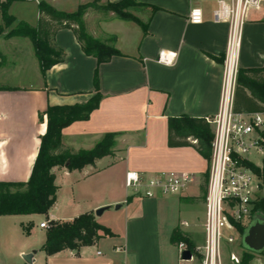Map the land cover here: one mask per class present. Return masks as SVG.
<instances>
[{"label":"crops","instance_id":"1","mask_svg":"<svg viewBox=\"0 0 264 264\" xmlns=\"http://www.w3.org/2000/svg\"><path fill=\"white\" fill-rule=\"evenodd\" d=\"M44 1L57 10L72 12V8L76 10L78 5L92 0ZM118 1L121 0H99L98 4ZM134 1L143 5L135 8L144 11L129 12L147 24L146 33L137 23L121 19L112 11L90 8L83 15L86 31L119 51L108 62L98 64L82 51L71 30L60 29L54 35V43L64 58L42 76L28 38L0 37V52L5 56V63L0 66V86L8 88L0 90V181L23 182L29 178L40 136L46 130L43 113L47 106L88 101L94 93L95 69L101 94L99 105L87 120L64 127L61 142L74 151L90 149L105 134H114L111 155L81 169L53 168L58 189L47 215H0V264H48L56 256H79L82 251L85 252L81 259L88 264H179L178 249L170 241L172 231L180 229L190 235L193 244H198L197 235L202 241L200 215H204L206 185L201 181L208 162L193 147L167 145V118L187 115L205 119L217 112L228 25L213 22V2L199 4L204 11L203 21L191 24L187 16L195 0ZM25 2L33 4L29 13L14 15L13 6ZM69 4L72 7L67 9ZM261 10H250L242 25L240 68H257L264 63ZM8 12L16 20L36 26L38 0L13 1ZM160 51L175 53L173 62H158ZM127 171L144 177L160 172H188L195 181L181 194L147 198L125 187ZM73 172L78 174L75 182L84 181V187L77 193L79 198L73 196L62 206L58 176ZM99 208L105 209L96 216L94 212ZM85 212L93 213L96 222L113 235L75 251L64 249L46 255L41 250L46 228L38 227L43 221L36 222L39 215H44L46 221L62 222ZM16 216L22 221L15 223ZM181 221L189 225L185 227ZM27 224L32 225L29 234L43 231L38 244L23 236L22 225ZM29 253L30 261L26 262L23 255ZM250 264H264V250L252 253Z\"/></svg>","mask_w":264,"mask_h":264},{"label":"trees","instance_id":"2","mask_svg":"<svg viewBox=\"0 0 264 264\" xmlns=\"http://www.w3.org/2000/svg\"><path fill=\"white\" fill-rule=\"evenodd\" d=\"M18 0H2L0 12L3 24L0 26V37H26L31 42L42 76L53 65L64 58L63 51L54 43V35L60 29L73 32L82 51L93 56L97 63L108 62L119 51L112 44L103 43L92 37L85 28L83 15L87 9L112 11L124 20L137 23L146 33L147 24L141 22L127 9L143 6L134 0H121L115 3L98 4L92 0L78 5L72 12H64L53 8L44 0H38V20L36 26H31L23 20H16L8 12L9 5ZM152 9H156L152 7ZM15 24L14 27L11 25ZM6 29H8L6 31ZM223 60V59H222ZM5 63V56L0 52V66ZM93 95L85 103L73 105L47 106L46 130L40 136L39 148L34 159L29 178L23 182L0 181V215L44 214L56 201L58 186L55 184L54 167L66 166L72 171L92 165L95 160L112 154L114 134H105L90 149L70 150L61 142V131L74 121L87 120L90 113L99 105V81L97 69L93 74ZM8 88L0 86V90ZM234 110L259 111L264 109V63L257 68H240L234 94ZM42 118V114H39ZM212 130L204 118H194L180 115L167 118V145L169 147L190 146L207 162L211 152ZM190 140H194L192 143ZM67 163V164H66ZM66 164V165H65ZM207 172L204 183L206 185ZM204 191V187H203ZM205 193V192H204ZM257 208L264 212V199ZM45 241L41 250L46 255H52L64 249L78 250L79 247L93 245L103 236H112L111 231L97 223L93 213L85 212L71 221H47ZM32 225H22V230L28 234ZM240 233L244 232L239 228ZM172 244L186 243L192 247L190 235L180 229H174L170 236ZM252 253L245 251L241 254L240 264H250Z\"/></svg>","mask_w":264,"mask_h":264},{"label":"built area","instance_id":"3","mask_svg":"<svg viewBox=\"0 0 264 264\" xmlns=\"http://www.w3.org/2000/svg\"><path fill=\"white\" fill-rule=\"evenodd\" d=\"M212 1L213 22L228 25L226 47L222 60L221 89L217 112L206 117L212 130L211 152L203 197L204 215L201 224L202 241L189 247L179 242V264H223L222 245L240 239L239 228L245 229L253 215L264 212L257 208L264 199V109L234 110V94L239 69L242 25L250 10L258 9L264 0H195L187 20L191 24L203 21L204 11L199 5ZM175 53L160 51L157 61L171 64ZM195 181L188 172H160L149 177L127 171L125 187L144 197L181 194ZM181 225L187 227L186 221ZM47 228V221L40 223ZM120 248H117L119 250ZM190 252L188 259L181 253ZM231 264H240L241 256L229 253Z\"/></svg>","mask_w":264,"mask_h":264},{"label":"rangeland","instance_id":"4","mask_svg":"<svg viewBox=\"0 0 264 264\" xmlns=\"http://www.w3.org/2000/svg\"><path fill=\"white\" fill-rule=\"evenodd\" d=\"M207 3L210 4V3H212V1H209ZM32 6H33L32 3H27V2H25V3H17L16 5L13 6L12 13H14V15H20V13H25V12L29 13V11L32 9ZM69 7H72V6L69 4L67 6V9ZM260 7L262 9L261 12L264 13V2L260 5ZM73 9L74 8H72V11H74ZM132 9H134V11L136 10L137 12L144 11V9L135 8V7L128 8L127 10L130 11ZM32 18L33 17L29 18L30 21L33 20ZM27 70H28V73H29V68ZM13 79H14L15 82L17 81V78H13ZM77 177H78L77 172H73L71 174H69V173H60L59 174V176H58V184L60 185L59 199L62 202V206H65L67 200L68 199L70 200L73 196H75L76 199L79 198L77 193L80 190V188L84 187V185H82V184H84L83 183L84 181H81L80 183L75 182ZM203 182H204V179L202 178V181H201L202 185L204 184ZM75 184H76L77 190H76V187H74ZM201 195H202V193H201ZM86 199H88V198H86ZM84 201H85V199L84 200H80V202H84ZM200 214H201V212H200ZM201 216L203 217V214L200 215V218H201ZM255 219H257V220H259L261 222H264V215L258 214V215H256ZM19 220L22 221V217L16 216V217H14L13 221L15 223L16 222L18 223ZM39 220H43L44 221L45 220L44 215H39L36 218V222L39 221ZM1 222H2V224L4 223V221H1ZM6 225H8V223ZM38 227L41 228L40 224H38ZM24 235H25V238H27L30 242L38 244L40 238H42L43 231L38 229L33 234H29V233L26 234L24 232L23 236ZM200 241H201V235L200 236L197 235L196 238H195V243H199ZM245 251H248V249L242 243L241 239H237L232 244H227L226 242H224L223 245H222V260H223V264H231V262L229 261V253L230 252H235L238 255H241L242 252H245ZM83 252H85V251H82V253H80L79 256H73V255L56 256L52 260H50L49 262L47 261V263L48 264H88V262H89L88 260H87L88 262H86V259H84V260L81 259L82 255H83ZM254 253L256 254L257 252H254ZM91 262L92 261L90 260V263Z\"/></svg>","mask_w":264,"mask_h":264},{"label":"water","instance_id":"5","mask_svg":"<svg viewBox=\"0 0 264 264\" xmlns=\"http://www.w3.org/2000/svg\"><path fill=\"white\" fill-rule=\"evenodd\" d=\"M116 208H118V206H116ZM104 209L105 208H99L95 210V215L99 216ZM256 215L258 214L253 215L249 225L244 229V232L241 234L240 239L245 245V247L248 249V252H257L256 254H258L264 250V222L255 219ZM31 255L32 253L25 254L23 255V259L26 262H29ZM189 256L190 252L188 250H185L181 253L182 259H188Z\"/></svg>","mask_w":264,"mask_h":264}]
</instances>
